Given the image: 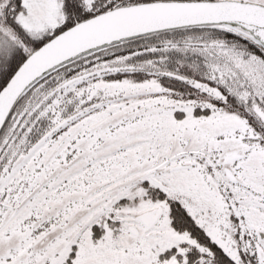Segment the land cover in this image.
Masks as SVG:
<instances>
[{"label": "snow or ice", "instance_id": "1", "mask_svg": "<svg viewBox=\"0 0 264 264\" xmlns=\"http://www.w3.org/2000/svg\"><path fill=\"white\" fill-rule=\"evenodd\" d=\"M0 264H264V0H0Z\"/></svg>", "mask_w": 264, "mask_h": 264}]
</instances>
